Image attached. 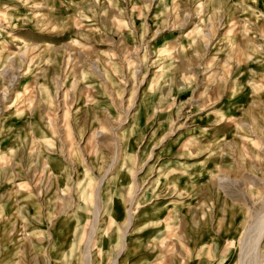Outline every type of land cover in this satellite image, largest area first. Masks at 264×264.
<instances>
[{
  "label": "rangeland",
  "instance_id": "rangeland-1",
  "mask_svg": "<svg viewBox=\"0 0 264 264\" xmlns=\"http://www.w3.org/2000/svg\"><path fill=\"white\" fill-rule=\"evenodd\" d=\"M259 218L264 0H0V264H264Z\"/></svg>",
  "mask_w": 264,
  "mask_h": 264
},
{
  "label": "bare ground",
  "instance_id": "bare-ground-1",
  "mask_svg": "<svg viewBox=\"0 0 264 264\" xmlns=\"http://www.w3.org/2000/svg\"><path fill=\"white\" fill-rule=\"evenodd\" d=\"M97 196V195H96ZM111 197V196H110ZM97 198V197H96ZM97 199H100V198H97ZM132 199V198H131ZM95 200V199H94ZM98 202V201H97ZM97 202H96V204H97ZM100 202V201H99ZM97 205H99V204H97ZM101 206V205H100ZM97 208V207H96ZM99 209V208H98ZM100 210V209H99ZM97 213H99V211L98 210H96L95 211V218H94V220H95V222L93 223V232L97 229V227H96V215H97ZM259 219H261V218H259ZM129 220H130V218H129ZM264 220V219H263ZM262 219L259 221V222H261L262 221V223L261 224H259V223H257V224H259L260 226H257L258 227V230H254V231H258L257 233H255L254 231V233L255 234H253L252 236H254L255 237V235L257 234V236L255 237V243L253 242L252 243V245L251 246H254V245H257V244H259L258 242L260 241V239H261V237H262V235L264 234V221H263ZM256 227V226H255ZM253 228H254V226H253ZM249 234V233H248ZM249 237V236H248ZM254 237H250V238H254ZM90 239V238H89ZM248 239V238H247ZM247 239H245V240H247ZM251 240H253V239H251ZM90 241V240H89ZM246 242V241H245ZM248 242L249 243H251L250 242V240L248 239ZM90 243V242H89ZM249 243L247 244V242H246V244L247 245H249ZM254 244V245H253ZM251 246H250V248H251ZM244 247H245V245H244ZM243 247V248H244ZM254 248H257V246L255 247H253V249H251V253H253L254 252V254L255 253H257L256 251H253L252 252V250H257V249H254ZM122 249V247L120 248V250ZM246 249H248V248H245V250ZM250 249H248V251H249ZM258 251V250H257ZM87 252V251H86ZM89 252V251H88ZM119 252V251H118ZM245 251H242V257H243V254H245L244 253ZM246 252H247V250H246ZM86 255V254H85ZM87 255H88V253H87ZM256 255V254H255ZM245 256H247V253L245 254ZM88 257V256H87ZM250 257L252 258V256H251V254H250ZM249 256H247V257H245L244 259H246V258H248V260L249 259H251ZM256 256H254V258H255ZM258 258V257H257ZM243 259V258H242ZM253 259V258H252ZM255 260V259H254ZM258 260V259H257ZM243 262V261H242ZM249 262H250V260H249ZM251 262H253V260L251 261ZM256 263V262H255ZM254 264V263H253Z\"/></svg>",
  "mask_w": 264,
  "mask_h": 264
}]
</instances>
